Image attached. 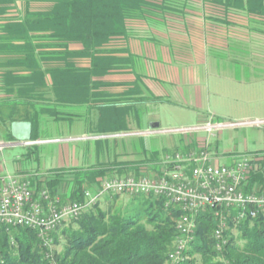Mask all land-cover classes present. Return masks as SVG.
Listing matches in <instances>:
<instances>
[{
	"label": "trees",
	"instance_id": "1",
	"mask_svg": "<svg viewBox=\"0 0 264 264\" xmlns=\"http://www.w3.org/2000/svg\"><path fill=\"white\" fill-rule=\"evenodd\" d=\"M17 1L0 0V18ZM42 1L46 9L26 10L21 18L0 23V89L4 93L0 99V123L4 127L26 123L31 129V139L35 140L42 114L67 106L92 107L90 103L98 101L105 107L114 105L116 113L107 120L110 126L105 130H118L120 110L136 109L145 100L114 103L110 95H105L109 99L99 102L102 95L95 94L94 88L103 85L106 76L130 64L132 57L122 56L128 53L127 49L119 48L128 34V24L151 12L174 11L179 3ZM203 2L210 18L221 25L236 26L231 20L235 16L248 19L246 28L252 39L231 41L227 62L256 61L253 57L263 54L254 51L252 45L257 39L254 34L264 41V0ZM77 59L86 60L88 66H77ZM243 156L251 157L254 165L244 191L264 194V152ZM157 160L154 154L151 165ZM127 170L138 173L140 168L136 164H120L58 169L42 180L32 179V185L36 191L47 188L53 197H60L59 185L70 177L71 202L60 198L61 202L86 203V187L94 191L107 173L123 175ZM105 196L87 206L78 219L65 222L52 233L49 248L44 247L36 230L0 227V264H264V210L252 217L248 208L241 217L242 210L232 209L219 240L215 231L220 221L215 211H201L189 248L174 262L170 254L179 238L176 224L182 215L177 206L167 207L163 197L132 196L130 202L118 204L122 195H107V199ZM137 199L139 203L131 206Z\"/></svg>",
	"mask_w": 264,
	"mask_h": 264
},
{
	"label": "rangeland",
	"instance_id": "2",
	"mask_svg": "<svg viewBox=\"0 0 264 264\" xmlns=\"http://www.w3.org/2000/svg\"><path fill=\"white\" fill-rule=\"evenodd\" d=\"M46 8L47 5L42 0H21L15 6H10L8 13L0 20L22 17L26 10L42 11ZM231 20L243 24L242 28L249 23L245 16L231 17ZM239 32L241 31L238 29L236 33ZM254 36L257 39L252 46L257 53L263 54L253 57L257 63L252 59L255 68H250L251 71L242 67L241 73L246 77V82H237L220 76L211 82L210 101L218 111L213 112L216 117L211 121L212 124L225 126L214 131L213 135L205 131L184 130L199 126L194 118L196 110L190 107L140 104L137 105V109L141 111L132 108L121 109L118 130L113 131L105 129L110 126L107 122L109 117L116 113L114 105L105 107L96 101L90 103L92 107H60L40 116L37 138L32 141H20L27 137L23 124L16 123L11 129V126L4 127L0 123V176L13 174L20 168L27 169L30 174L32 173L31 176L42 180L48 173L58 169H90L104 165L136 164L140 168V174L127 170L122 173L123 175L117 172L115 175L107 173L105 179L128 175L151 177L160 172L158 170L163 167L165 157L175 153L206 152L212 162L222 165L231 164L248 153L264 152V80L258 79L264 76V41L257 34ZM213 56L219 59V62H227L225 52L219 54H216V51L210 52V58ZM76 64L80 67L88 66V62L83 59H77ZM96 87L93 92L102 95L99 102L107 101L109 96L105 95H110L113 91L111 85L104 82L103 85ZM1 97H4V93L0 89V99ZM111 100L114 103L124 101L121 97H114ZM144 112L148 121L161 123L159 133L153 137L146 135L139 138L127 134L138 129L139 132L147 131V125L134 128L135 119ZM202 114L211 116L206 111ZM99 117H103L104 122L98 119ZM154 154L158 160L151 165ZM72 190V180L68 177L59 185L58 194L63 201L70 203L69 195ZM89 190L91 191L89 187L85 188V192ZM108 197L105 196L106 199ZM131 200V196L122 195L117 202L121 204ZM138 203L139 199L134 200L131 206ZM101 206L106 208L104 203Z\"/></svg>",
	"mask_w": 264,
	"mask_h": 264
},
{
	"label": "crops",
	"instance_id": "3",
	"mask_svg": "<svg viewBox=\"0 0 264 264\" xmlns=\"http://www.w3.org/2000/svg\"><path fill=\"white\" fill-rule=\"evenodd\" d=\"M172 1L179 3L177 8L174 7L176 10L151 12L128 24V34L120 41L119 48L127 49L128 53L122 56L130 55V64L106 76L104 81L112 87L110 97H121L123 103L144 99L142 104L194 108L196 123L202 127L212 123L211 119L216 117L213 112H218L210 101L212 80L220 76L246 82L241 69L251 71L250 68H255L251 59L222 63L214 56L210 58V52L229 53L231 41H248L249 31L247 25L242 28L243 24L239 22H235L236 26L227 27L212 20L203 0ZM238 29L241 32L236 33ZM258 79L264 80V76ZM204 111L211 116L203 115ZM145 116L144 112L135 119L134 128L147 125V134L139 132V129L127 134L139 138L159 133L161 123L148 121ZM20 124L24 125L28 137L20 141H32L28 124ZM156 124H159L158 129L154 128ZM11 127L14 128L13 125ZM12 175L35 178L30 171L20 168Z\"/></svg>",
	"mask_w": 264,
	"mask_h": 264
},
{
	"label": "built area",
	"instance_id": "4",
	"mask_svg": "<svg viewBox=\"0 0 264 264\" xmlns=\"http://www.w3.org/2000/svg\"><path fill=\"white\" fill-rule=\"evenodd\" d=\"M223 127V124L209 123L184 130L205 131L213 135ZM209 157L206 152L194 151L168 155L155 176L128 175L105 179L94 191L85 192L86 203L63 204L60 197H53L47 188L36 191L30 178L7 173L0 176V227L36 230L44 247L49 248L52 233L65 222L78 219L87 206L105 195L163 197L167 207L175 205L182 211L176 224L179 238L170 254V260L175 262L189 248L196 230V218L201 211H215L220 221L215 231L219 240L232 209L242 210L241 217L248 208H251L252 217L264 210V194L244 191L254 167L251 157L241 156L231 164L222 165L212 162Z\"/></svg>",
	"mask_w": 264,
	"mask_h": 264
},
{
	"label": "water",
	"instance_id": "5",
	"mask_svg": "<svg viewBox=\"0 0 264 264\" xmlns=\"http://www.w3.org/2000/svg\"><path fill=\"white\" fill-rule=\"evenodd\" d=\"M16 124H14L13 125V127L15 126ZM29 126V125H28ZM30 127V126H29ZM154 128H156V129H158L159 128V124H156L155 126H154ZM28 138V137H27ZM21 141H23V140H21Z\"/></svg>",
	"mask_w": 264,
	"mask_h": 264
}]
</instances>
